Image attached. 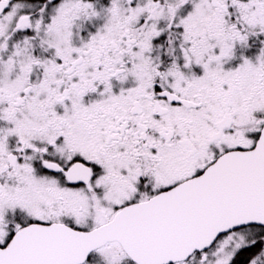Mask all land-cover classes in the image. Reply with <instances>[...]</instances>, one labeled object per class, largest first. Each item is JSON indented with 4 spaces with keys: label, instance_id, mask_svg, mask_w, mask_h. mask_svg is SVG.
I'll return each mask as SVG.
<instances>
[{
    "label": "snow or ice",
    "instance_id": "obj_1",
    "mask_svg": "<svg viewBox=\"0 0 264 264\" xmlns=\"http://www.w3.org/2000/svg\"><path fill=\"white\" fill-rule=\"evenodd\" d=\"M0 264H264V0H0Z\"/></svg>",
    "mask_w": 264,
    "mask_h": 264
}]
</instances>
